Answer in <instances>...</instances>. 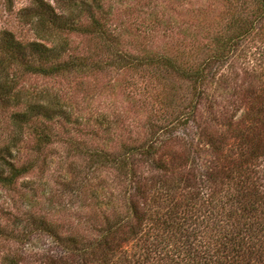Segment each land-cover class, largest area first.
Masks as SVG:
<instances>
[{"label": "trees", "instance_id": "1", "mask_svg": "<svg viewBox=\"0 0 264 264\" xmlns=\"http://www.w3.org/2000/svg\"><path fill=\"white\" fill-rule=\"evenodd\" d=\"M105 1L34 0L18 13L33 40L0 30V108H13L14 127L10 140L0 145V186L13 188L32 169L15 161L26 128L41 147L55 142L62 119L72 118L59 93L25 89L21 79L98 67L90 57L69 52L68 35L111 41ZM254 5L250 14L245 8L233 12L213 37L205 61L192 59L185 66L152 54L139 62L117 53L121 65L145 63L176 73L192 85L191 92L172 96L171 119L152 128L151 140L126 145L115 156L93 153L117 168L122 185L134 187L125 213L116 208L92 226L98 236L76 231L63 237L40 216L32 217L30 228L59 239L74 254V264H264V0ZM174 99L179 106H173ZM11 235L0 224V238ZM3 261L21 263L19 256Z\"/></svg>", "mask_w": 264, "mask_h": 264}, {"label": "rangeland", "instance_id": "2", "mask_svg": "<svg viewBox=\"0 0 264 264\" xmlns=\"http://www.w3.org/2000/svg\"><path fill=\"white\" fill-rule=\"evenodd\" d=\"M12 1L10 5L0 0V30L10 29L23 41L33 40V31L19 20L18 13L34 0ZM46 1L54 4V0ZM254 2L106 0L105 22L114 35L111 41L91 34L68 35L69 52L90 57L98 67L64 76L27 75L21 79L25 89L59 93L72 118L62 119V125L58 123L54 129L58 134L55 142L41 147L33 131L26 128L15 150L17 165L32 169L13 188L0 186V224L14 233L0 238V264H4V256H19L20 264L75 263L74 254L59 239L30 228L33 216L47 218L63 237L79 231L94 238L98 232L91 228L105 220L103 215L114 214L116 208L126 212L134 187L127 182L122 185L124 178L117 168L93 158V153L106 151L115 156L126 145L151 140L152 128L171 119L172 96L190 94L192 85L176 73L161 72L145 63L121 65L117 53L131 54L139 62L152 54L169 56L185 66L192 59L205 61L213 37L230 22L233 12L245 8V15L250 14ZM179 105L174 99L173 106ZM11 111L13 108H0V145L14 132Z\"/></svg>", "mask_w": 264, "mask_h": 264}]
</instances>
